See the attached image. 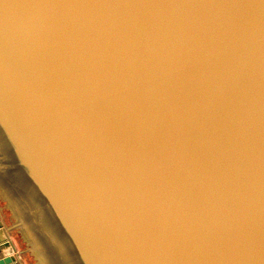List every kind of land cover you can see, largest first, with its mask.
I'll use <instances>...</instances> for the list:
<instances>
[{
    "label": "water",
    "instance_id": "water-1",
    "mask_svg": "<svg viewBox=\"0 0 264 264\" xmlns=\"http://www.w3.org/2000/svg\"><path fill=\"white\" fill-rule=\"evenodd\" d=\"M0 205V264H264V0H0Z\"/></svg>",
    "mask_w": 264,
    "mask_h": 264
},
{
    "label": "rangeland",
    "instance_id": "rangeland-1",
    "mask_svg": "<svg viewBox=\"0 0 264 264\" xmlns=\"http://www.w3.org/2000/svg\"><path fill=\"white\" fill-rule=\"evenodd\" d=\"M0 215H1V218L3 219L4 223L6 225H9L10 226L11 224L7 220L6 215H5V212L2 209L1 205H0ZM10 234H11V237H12V239H13L16 247H17V251L20 252V257H21V260L23 261V263L24 264H36L35 263V260L33 259V257L30 254L25 253V255H21V251H23V249H22V247L20 245V242L18 241V239H17L14 231H12Z\"/></svg>",
    "mask_w": 264,
    "mask_h": 264
},
{
    "label": "snow or ice",
    "instance_id": "snow-or-ice-1",
    "mask_svg": "<svg viewBox=\"0 0 264 264\" xmlns=\"http://www.w3.org/2000/svg\"><path fill=\"white\" fill-rule=\"evenodd\" d=\"M5 124L7 125L6 121H5ZM74 231H77L78 236L80 235L79 231L76 228H74ZM68 256H69V264H83V261L80 259L79 253H74L72 249H69ZM86 256H87V253H86ZM88 258L90 259V257Z\"/></svg>",
    "mask_w": 264,
    "mask_h": 264
}]
</instances>
